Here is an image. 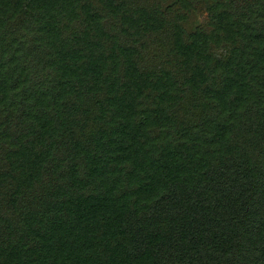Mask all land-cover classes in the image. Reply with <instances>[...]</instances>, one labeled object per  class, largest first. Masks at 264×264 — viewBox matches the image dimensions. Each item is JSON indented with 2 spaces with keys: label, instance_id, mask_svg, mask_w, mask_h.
Segmentation results:
<instances>
[{
  "label": "trees",
  "instance_id": "obj_1",
  "mask_svg": "<svg viewBox=\"0 0 264 264\" xmlns=\"http://www.w3.org/2000/svg\"><path fill=\"white\" fill-rule=\"evenodd\" d=\"M0 264H264V0H0Z\"/></svg>",
  "mask_w": 264,
  "mask_h": 264
}]
</instances>
